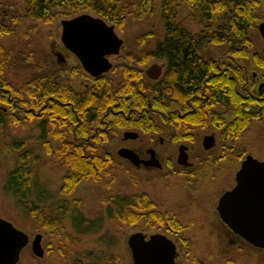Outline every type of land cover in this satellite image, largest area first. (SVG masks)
I'll list each match as a JSON object with an SVG mask.
<instances>
[{"label":"trees","instance_id":"trees-1","mask_svg":"<svg viewBox=\"0 0 264 264\" xmlns=\"http://www.w3.org/2000/svg\"><path fill=\"white\" fill-rule=\"evenodd\" d=\"M22 1L25 3V10L13 20L16 24L21 20L49 24L54 20V12L61 9L71 16L83 13L98 16L122 29L127 16L141 20L153 16L158 10L163 38L153 49L144 51L140 60L141 63L155 58L166 61L167 70L162 84L166 86V92L172 93L173 97L185 99L187 95L198 91V86L211 70L216 71V65L211 60L204 62L200 56L201 50L208 45H226L227 54L232 59L250 58L252 64V100L242 94L245 78L241 67L235 72L239 91L235 79L228 78L227 74H212L208 82L212 84L209 94L214 110L209 106L206 110L204 104L200 116L193 118L192 122L200 123L203 120V112L206 111L216 123L217 107L227 109L229 105L237 112V121L234 123L236 127L232 129L234 136L241 133L251 120H264V85L262 94L259 93V85L264 83V53L254 49L253 41L258 35L257 17L253 13L259 4L257 0ZM182 3L188 5L190 19L197 20L202 26V30L197 34H192L177 20V10ZM10 32L9 27L0 26V36ZM254 32L257 34L255 37ZM14 53L0 43V130L9 124H22L26 120L36 119L40 131L36 137L37 141L43 145L45 152L54 157L57 164L67 168V171L63 174L57 192L51 194L47 187L34 179L33 166L40 158L32 157L33 152L26 148L24 139H12L8 147L17 152L18 161L15 167L7 172L3 189L41 228L50 230L55 235H60V231H63V248L60 253L66 255L69 244L74 241L75 233H97L102 227L99 220H90L82 215V201L75 198L74 193L82 182H99L108 175L111 164L107 154L101 152L108 142L77 143L68 141L67 136H73L72 128L78 124L75 127L76 136L87 137L89 128L99 121L108 107H126V96L142 101L144 105L146 99L138 95V90L135 89L134 81L137 80L133 78L139 75L136 71L124 67L122 80L117 87L103 77L95 80L94 84L84 91L78 92L67 81L58 79V75L62 74L65 68H57L48 56L40 57L43 61L35 64L37 66L29 79L18 87L13 86L7 77L15 60L30 61L32 65L35 63L33 51ZM44 58L48 61H44ZM128 59L133 60L132 56ZM220 77L224 93L220 91ZM257 82L261 83L257 85ZM153 89L152 87L151 90ZM171 102L169 99V103ZM251 102L252 111H245L244 108ZM124 124L125 121L122 120L120 125ZM59 196L62 198H58ZM49 202L50 205L46 206ZM106 202L110 203L106 210L109 219L129 224L145 220L151 227L168 220L173 229L181 228L175 218L156 211L153 201L144 193L125 197L111 196ZM65 219L70 221L72 231L64 227ZM108 261V264H115L112 258Z\"/></svg>","mask_w":264,"mask_h":264},{"label":"rangeland","instance_id":"rangeland-1","mask_svg":"<svg viewBox=\"0 0 264 264\" xmlns=\"http://www.w3.org/2000/svg\"><path fill=\"white\" fill-rule=\"evenodd\" d=\"M257 1L259 4L253 10L257 17L256 27L264 21V0ZM24 6L20 0H0V24L8 26L11 31L0 36V43L15 53L29 50L33 51L35 56L34 65L30 61L15 60L7 77L9 83L16 87L21 85L33 75L37 66L35 64L43 61L40 57L48 56L57 68H65V71L58 75L59 80L67 81L78 92L83 91L86 84L91 86V79L77 60L63 48L60 41L61 21L74 16L66 15L59 9L54 12V20L49 24L35 20H21L17 24L11 21V16L23 13ZM189 14L188 5L182 3L177 10V20L192 34H197L202 30V26L197 20L190 19ZM114 27L118 37L123 40V45L118 56L110 57L114 68L106 77L116 85L120 80L121 66L129 64L128 55L136 60L141 52L153 49L163 38V28L158 10L153 16L141 20L127 16L122 29L115 25ZM256 32L254 37L258 34ZM258 35L253 39L254 49L262 52L263 41ZM226 50L227 46L223 44L208 45L201 50L200 56L204 59L210 56L216 58L217 53ZM57 54L65 59L64 62H57ZM45 60L48 61L44 58ZM239 62L246 64L249 69L252 68L250 58ZM37 123L36 119L26 120L22 124H9L0 130V218L24 231L30 240L36 233H41L45 250L44 256L38 258L32 254L28 245L21 252L17 264H108L110 258L115 264H132L127 240L131 234L137 232L163 234L171 239L177 247L176 264H264V249L253 247L232 233L221 222L215 208L219 196L235 184V173L243 156L220 160L209 158L205 161L207 153L202 150L200 142L194 143L190 149L191 161L194 164L189 171L194 172L189 181L188 175L182 174L175 162L171 170L143 167L137 169L116 156V144L119 142H108L101 152L111 156L110 173L99 182H82L74 193V197L82 201V215L90 220H99L102 227L97 233H75L74 241L69 244L66 255H61L63 231H60V235H55L41 228L3 189L7 172L13 169L18 161L17 152L8 147L12 139H24L26 148L33 152L32 157L40 158L33 166L34 179L47 187L53 195L60 187L67 168L57 164L54 157L48 155L43 145L37 141L36 137L40 134ZM238 142L240 150L250 151L254 158L264 160V120H253L241 133ZM127 144L136 146L139 142ZM156 150L161 157H176L177 149L174 143L156 144ZM219 153V150L215 152ZM136 193L146 194L153 201L156 211L175 218L181 228L176 230L165 223H156L151 227L145 220L129 224L108 218L106 210L110 203L106 202L107 198L118 195L125 197ZM63 225L68 231H72L68 219L64 220Z\"/></svg>","mask_w":264,"mask_h":264},{"label":"flooded vegetation","instance_id":"flooded-vegetation-1","mask_svg":"<svg viewBox=\"0 0 264 264\" xmlns=\"http://www.w3.org/2000/svg\"><path fill=\"white\" fill-rule=\"evenodd\" d=\"M20 1L24 3L22 0ZM21 15L11 16V21H13L16 17L21 16ZM0 26L2 25L0 24ZM63 48L69 54H71L79 63L78 59L72 53H70L64 46ZM120 50H119V53H120ZM119 53L116 55L107 56L109 62H110V57L118 56ZM143 53L144 51L140 53L139 58L136 60L132 56L133 60H129L128 65L127 64L122 65L121 66V76H120L119 82L116 85H114L112 82L111 83L114 87H117V85H119V83L122 80V76H123L122 72H123L124 67L126 69H131L133 71H136L139 75L137 76V78H133V80H137V81H134V84L136 85L135 89L138 90L137 91L138 95L142 96V98L145 97L146 104L144 105L142 104V101L139 102V101L133 100L132 97L130 96H126V99H127L126 107L125 106L124 107H119V106L108 107L106 109L105 114L101 116L99 121L94 123V126L89 128V133H92V134L87 133V137H81V136L77 137L75 134V127L78 125L77 124L74 126V128H72L73 136L70 138V136L68 135L67 140L71 142H77V143L79 142H119L116 144L117 145V148L115 150L116 156H118L117 155L118 149L127 148V149H131L132 151H134L138 160L141 162L139 166H135L134 164L130 163V161L118 156L120 157L121 160L129 163L131 166L137 169L143 167V168H152L156 170H162L164 168L171 170L176 164L180 167V171H182L181 172L182 174L186 173V175H188L187 181H189L190 178H192L191 174L194 172V171H189L190 169H192L193 164H194L191 161L192 156L190 154V149L194 143L196 144L200 142L202 150L207 153L206 154L207 156H205L206 157L205 161L208 160L209 158H211L212 160H216V159L220 160V159L234 158V157L240 158L243 156V159L240 161V166L238 168L239 170L241 167L242 161H244L247 156H252V153L250 151L240 150V144L238 142L241 133L247 129V127L252 122V120L249 122V124L246 126V128L241 133H239L237 136H234L232 129L236 127L234 126V123L235 121H237V112L235 111L234 108L233 109L231 108L232 105H229L227 109H224V107H221V106H220L221 108L217 107L218 119L216 120V123L215 121H213V117L206 111L203 112L204 113L203 118H202L203 120H201L200 123L194 124L192 122V119L198 118V116H200L199 114L204 104H206V106L204 107L206 110L209 107L211 110H214V106H211V100H210V94H209V88L212 84L208 82V79L211 77L212 74H217L218 76H225L227 74L228 78L235 79L237 91H239V83H238L239 81H238V77L235 75V72L239 70L238 67H241L244 70L243 73H244V78H245L244 84L242 86V89H243L242 94H244L245 98H249L250 100H252V68L249 69L247 68L246 64L242 65L239 62V60L232 59L231 56L227 54V51L217 53L215 55L216 58H214L213 56H212L213 58H211V56L208 59L203 58L204 62H206L205 60H208V61L211 60L216 65V71L215 70L210 71V74L204 79L203 83L200 86H198L200 87L198 91H195L194 93L187 95L185 99L180 100V99L173 97L172 93H167L166 86L162 84L164 75L167 70L166 61L163 59L155 58V59H151L147 63H141L140 59ZM128 56H131V55H128ZM64 60L65 59L63 58L62 62H64ZM110 63L112 66L109 71H111L114 68L112 62ZM153 64H157L158 66L161 67L160 75L156 79H151L146 73L147 69ZM109 71L97 77H92L86 71L84 72L88 75V77L91 79L92 83L94 84L95 80L106 77V74ZM253 77L255 76L253 75ZM260 83L261 82H257V85H259ZM219 84H220V91L224 93L223 82H222L221 77L219 80ZM89 87L90 86L86 84L84 90ZM152 87L154 88L153 90H151ZM260 94H262V92ZM165 99H167L168 102ZM169 99L172 100L171 103H169ZM244 110L252 111V102L249 106L245 107ZM122 120L125 121L124 125H120V122ZM135 134L136 136L132 137ZM206 137H212V138L210 141H206L205 140ZM128 142H139V145L129 146L127 144ZM164 142L176 144V149H177L175 153L176 157H170V156L161 157L160 156V154L156 150V144H162ZM203 142H214V145L211 148L206 149L203 145ZM181 147L183 148L184 153L187 155V163H188L187 165H181L178 163V155H179V151ZM218 150L220 151V153L215 154V152ZM151 151H154V154ZM107 159H111V156H108V154H107ZM154 161L158 162L159 167H153V166L146 165ZM238 170L236 171V173L238 172ZM236 173H235V177H236ZM234 186L235 184L233 185V187ZM233 187H231L230 189H232ZM228 190H225V191H228ZM217 215L219 216L218 212H217ZM221 222L225 224L222 220ZM164 223L170 226L168 224L169 223L168 220H165ZM12 225L14 226V224ZM46 231L52 233V231L50 230H46ZM36 234H41V233H36ZM165 237L168 238L167 236ZM42 239H43V236H42ZM42 239H41V245H42ZM32 240H30L29 238L28 244L22 249V251L28 245H30V249H31ZM175 247H176V244H175ZM177 255L178 254H177V247H176V257ZM176 257H175V263H176Z\"/></svg>","mask_w":264,"mask_h":264},{"label":"water","instance_id":"water-1","mask_svg":"<svg viewBox=\"0 0 264 264\" xmlns=\"http://www.w3.org/2000/svg\"><path fill=\"white\" fill-rule=\"evenodd\" d=\"M256 28L263 41L264 53V21ZM60 41L92 77L110 70L112 65L107 56L118 54L123 43L116 34L114 25L88 13L61 21ZM57 57L58 63L63 61L60 54ZM160 72L161 67L157 64L146 71L151 79H156ZM263 85L264 83L259 85L260 93ZM135 136L136 134L132 137ZM211 138L206 137L205 140L210 141ZM203 145L209 149L214 142H203ZM151 152L154 154V151ZM117 155L135 166L141 163L131 149L120 148ZM178 163L188 164L182 147ZM146 165L159 167L157 161ZM235 181V186L220 196L216 210L220 219L234 234L251 246L264 249V160L247 156L236 173ZM41 239L42 235L36 234L31 241V252L38 258L44 256ZM28 242L29 237L25 232L0 218V264H17L20 252ZM127 245L131 251L132 264H176L175 244L161 234L137 232L129 236Z\"/></svg>","mask_w":264,"mask_h":264},{"label":"bare ground","instance_id":"bare-ground-1","mask_svg":"<svg viewBox=\"0 0 264 264\" xmlns=\"http://www.w3.org/2000/svg\"><path fill=\"white\" fill-rule=\"evenodd\" d=\"M231 231V230H230Z\"/></svg>","mask_w":264,"mask_h":264}]
</instances>
